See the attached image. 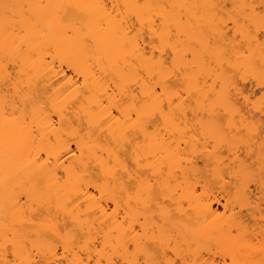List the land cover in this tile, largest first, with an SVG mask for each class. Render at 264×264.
<instances>
[{
    "label": "bare ground",
    "instance_id": "6f19581e",
    "mask_svg": "<svg viewBox=\"0 0 264 264\" xmlns=\"http://www.w3.org/2000/svg\"><path fill=\"white\" fill-rule=\"evenodd\" d=\"M70 3L94 6L69 12ZM252 3L0 0V264H87L89 257L91 264H184L185 256L216 264L264 261V195L232 167L257 162L252 179L259 180V141L251 142V160L245 158L252 149L241 155L235 144L242 127L259 135L264 117L256 78L264 36L255 33L253 42L242 25ZM238 29L246 38L237 42ZM86 34L105 37L102 48L75 47ZM224 37L231 60L221 95L229 111L216 116L229 135L213 137L211 149L192 104L168 121L159 144L160 125L135 140L115 113L108 119L109 105L124 112L121 99L130 104L148 90L152 57L156 64L197 65L200 86L213 88L220 64L208 45L219 47ZM184 75L170 79L179 86Z\"/></svg>",
    "mask_w": 264,
    "mask_h": 264
},
{
    "label": "snow or ice",
    "instance_id": "6c2138e0",
    "mask_svg": "<svg viewBox=\"0 0 264 264\" xmlns=\"http://www.w3.org/2000/svg\"><path fill=\"white\" fill-rule=\"evenodd\" d=\"M92 3L86 5H81L78 3H70L64 5L66 9L71 12L75 9H80L83 11L84 7H93ZM126 8L129 5H114L115 7ZM136 7H142V5L137 4ZM245 8H248V5H245ZM251 10L253 15L251 17H246L242 25L247 27V37H250L253 42L256 40L255 33H259L261 36H264V0H259L257 4L255 0L251 5ZM85 17L82 15L81 19ZM235 23L240 24L239 20ZM130 35V34H129ZM228 36H232V33H228ZM163 39V35L161 37ZM242 29L237 30L235 36V41H240L245 39ZM105 37L103 36H89L85 35L83 41H78L75 47H79L81 43L92 47L95 49H101L105 43ZM224 43L216 47L219 44V41H210L209 48H216L214 55L218 56L220 67L215 69L214 75L216 77L213 88H208L207 84L204 87L200 86L199 76L201 73L197 70V65L192 64L190 67L185 66L184 64L177 65L175 59L170 64L167 59L159 61L158 64L155 63V57H152L153 66L150 69L151 78L144 77V79L149 80V88L147 91L137 94L132 102H129L125 99L120 100L121 106L127 104L128 107L124 112H119L115 106L109 105L112 108V111L108 113V119H112L113 114H116L117 122H122L128 127L125 129V133L129 137H135V140H139L142 133H149L153 131L152 126L154 124L160 125L155 129V138L157 144L161 142V136L165 134L166 125L169 120L175 121L177 115L181 111H187L186 105L192 104L196 108L197 115L201 116V119L197 122V127L204 130L208 139L205 141L209 149L212 148V143L209 141L213 140V137H219V133H223L225 136L229 135V129L226 128L223 124V117L219 118L217 122L216 113L218 111H223L227 114L229 111V105L225 102V98L221 95L224 83V66L231 60V49L228 47V38L224 37ZM123 47H128L127 42H125ZM166 47L176 48V45L168 44ZM241 47L243 45L241 44ZM261 51L264 52V41L260 42ZM189 57L184 55L181 57V60H187ZM209 57L205 55L204 57V68L210 67L208 63ZM258 69V78L261 82L260 91L264 92V61L256 65ZM181 73H184V78L182 83L177 86L173 84L170 77L175 74L177 78L180 77ZM196 77L193 79V77ZM228 87L231 88L232 84L229 82ZM239 96V93H237ZM241 99L248 101V96H243ZM241 99H236L235 104L240 105ZM260 109L259 111L264 112V96L260 97ZM173 105L176 107L173 108ZM195 119V118H194ZM106 122V121H105ZM163 122V123H161ZM237 140L236 151L241 155L244 154L246 148H251V156L246 157V160H251L252 157L256 156L255 145L251 143L254 140L259 141V157L258 163L260 166L259 170V180L254 181L252 179L255 176V170L257 167V162L247 164L243 161H237L240 164V167H236V163L232 165L236 171L233 175H236L238 178H243L246 185L259 183L261 188V194L264 195V117H261V124L259 125V135H257L256 128L244 129L241 128L240 131L235 133ZM148 143V136L145 135V145ZM186 143V141H185ZM155 147V146H154ZM148 152L146 157L148 160L153 158V152L149 151L146 146L144 149ZM139 151V146L137 148ZM67 154V153H65ZM59 155V153H57ZM143 160H140L139 163L143 164ZM111 163V161H109ZM225 171V176H227ZM224 179V177H221ZM227 182V181H225ZM264 211V209H262ZM236 229H233L235 233ZM10 243V242H9ZM227 253H225L226 255ZM92 258L89 257L87 264H91ZM14 264V262H13ZM40 264V262H38ZM53 264H64L63 260L54 261ZM80 264H85L84 261H81ZM97 264H103L102 261H97ZM114 264H120L119 260H116ZM137 264H164V261L157 260H141L137 261ZM168 264H181L180 259L170 260ZM184 264H216V261L211 257L201 261L200 259L192 260L189 256H185ZM233 264H236L234 261ZM261 264H264V261H261Z\"/></svg>",
    "mask_w": 264,
    "mask_h": 264
},
{
    "label": "rangeland",
    "instance_id": "374dc122",
    "mask_svg": "<svg viewBox=\"0 0 264 264\" xmlns=\"http://www.w3.org/2000/svg\"><path fill=\"white\" fill-rule=\"evenodd\" d=\"M256 89V88H255ZM254 186L252 185V187L251 188H253ZM254 189V188H253Z\"/></svg>",
    "mask_w": 264,
    "mask_h": 264
}]
</instances>
